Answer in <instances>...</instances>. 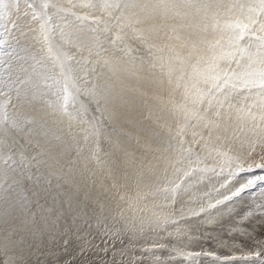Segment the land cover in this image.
Returning <instances> with one entry per match:
<instances>
[{
    "label": "snow or ice",
    "instance_id": "snow-or-ice-1",
    "mask_svg": "<svg viewBox=\"0 0 264 264\" xmlns=\"http://www.w3.org/2000/svg\"><path fill=\"white\" fill-rule=\"evenodd\" d=\"M202 258L264 264V0H0V264Z\"/></svg>",
    "mask_w": 264,
    "mask_h": 264
},
{
    "label": "rangeland",
    "instance_id": "rangeland-1",
    "mask_svg": "<svg viewBox=\"0 0 264 264\" xmlns=\"http://www.w3.org/2000/svg\"><path fill=\"white\" fill-rule=\"evenodd\" d=\"M238 243L239 242H241V240H238L237 241ZM95 243H98V244H100L101 245V247H103V243L101 242V240L97 237V239L95 240ZM210 245H208V244H205V247H209ZM117 247H119V245H117ZM196 250H198V249H196ZM221 251H224V250H221ZM93 252H95V250H93ZM164 255H166L167 253H163ZM89 255H90V257L91 256H93V253H89ZM100 257H103V253H99L98 254ZM110 255V254H109ZM94 258V257H93ZM205 258H202V262H201V264H203V260H204ZM97 264H98V261H97ZM185 264H187V262H185Z\"/></svg>",
    "mask_w": 264,
    "mask_h": 264
}]
</instances>
